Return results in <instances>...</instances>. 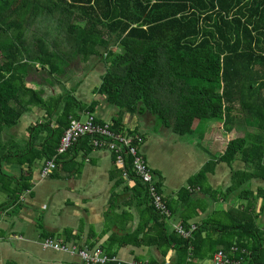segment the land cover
Here are the masks:
<instances>
[{
	"label": "trees",
	"instance_id": "obj_1",
	"mask_svg": "<svg viewBox=\"0 0 264 264\" xmlns=\"http://www.w3.org/2000/svg\"><path fill=\"white\" fill-rule=\"evenodd\" d=\"M96 57L104 61L105 70L92 93L117 108L107 122L114 133L138 134L137 130L124 131L126 112H149L153 128L164 126L180 137L192 134L195 119H220L229 130L237 115L259 130L260 134L243 133L230 139L220 157L207 161L188 179L190 188L202 187L205 173L218 161L229 163L238 157L254 167L233 172L227 194L263 168L264 0H0L1 159L6 156L3 134L32 107L43 110L46 121L30 126V132L48 129L51 120L55 127L49 128V139L40 144V150L29 144L17 154V161L29 166L37 159L54 157L70 120L78 119L80 113L93 114L98 105L96 99L80 102L73 94L75 86L45 97L43 85L38 89L26 85L24 77L30 67L38 65L44 72L42 81L55 83L69 73L75 60L89 71ZM138 135L142 140L143 135ZM250 136L256 141L250 142ZM93 139L82 137L73 146L97 149ZM112 157L120 179L125 172L133 182L131 199L144 204L150 215L138 223L134 243L146 241L137 239L138 233L144 237L146 229L151 235L147 243L180 244L191 248L190 259L194 260L201 231H194L188 239L173 231L167 234L164 217L148 201L146 186L135 176L130 156L125 157L123 166L116 165ZM6 175L0 169V185L11 179ZM18 181L11 194L28 187L26 178ZM156 183L161 192L159 180ZM188 193L186 188L180 189L177 199L184 202ZM249 195L242 190L238 196ZM114 199L109 200L110 212ZM252 204L249 199L245 211ZM250 224L252 217L242 213L238 231L212 241L210 254L235 248L233 258L240 264H254L261 243L257 228L245 232Z\"/></svg>",
	"mask_w": 264,
	"mask_h": 264
},
{
	"label": "crops",
	"instance_id": "obj_2",
	"mask_svg": "<svg viewBox=\"0 0 264 264\" xmlns=\"http://www.w3.org/2000/svg\"><path fill=\"white\" fill-rule=\"evenodd\" d=\"M34 67L39 69L38 65ZM85 78L75 83L65 79V76L55 83L47 84L42 78L38 83L33 81L32 86L25 83L34 89L43 85L45 97L75 86L74 96L82 103L96 99L98 105L93 115L102 122H108L117 108L108 104L104 97L93 94L94 85L86 90L89 82ZM85 114L80 113L78 119L85 118ZM21 119L19 124L3 134V155L6 156L5 159L0 158V169L7 174L6 178L11 179L0 185V264H83L77 256L43 248L42 241L47 237L82 248L99 247L122 261L211 264L214 253L211 255L209 252L210 243L222 235L237 232L242 213L252 217V225L245 232L259 230L257 236L261 246L256 249L258 257L253 263L264 264V160L261 163L263 168L256 170L258 175L228 194L225 192L231 185L233 172L254 168L238 157L229 163L218 161L211 171L205 173L202 187L190 188L188 185V179L207 161L221 156L230 139L243 133L260 134L251 124L246 125L240 115L231 122L229 130L220 119H195L192 134L179 139L173 138L176 134L171 129L160 127L153 130V118L149 112L143 115L126 112L122 117L124 131L137 130L143 135L139 152L152 170L155 183L159 180L163 199L172 208L167 206L168 217L162 215L166 233L173 231L182 237L175 231L176 225L184 228L194 225V231H201L194 260L190 259L191 248L185 249L180 244L158 246L147 243L151 235L146 233V229L144 237L142 233L137 236V239L146 241L134 243L138 223L150 218V215L145 211L144 204L131 199L133 182L128 176L122 175L120 179V175L116 174L118 167L113 164V154L109 150H89L85 144L72 146L58 158L56 168L47 176L40 173L43 160L37 159L31 166L18 162L17 154L27 149L29 144L40 150V144L49 139V128L55 127L51 120L48 129L41 128L36 133L29 131L30 126L46 121L43 110L35 106ZM249 139L250 142L256 141L252 136ZM171 149L179 150L178 159L170 157ZM155 152L168 153L167 161L160 162ZM23 178H26L28 187L21 193L11 194L15 191V182H21ZM182 188L189 191L184 202L177 199ZM242 190H247L250 195L247 198L238 196ZM112 197L115 199L110 212L108 207ZM249 199L253 204L245 211ZM235 250L230 248L224 253L235 259Z\"/></svg>",
	"mask_w": 264,
	"mask_h": 264
},
{
	"label": "built area",
	"instance_id": "obj_3",
	"mask_svg": "<svg viewBox=\"0 0 264 264\" xmlns=\"http://www.w3.org/2000/svg\"><path fill=\"white\" fill-rule=\"evenodd\" d=\"M85 136L95 137L92 144L99 149H107L114 156V162L118 166H123L125 157L131 158V167L135 176L146 186L149 200L156 211L164 217L169 216V210L163 199L162 193L159 192L154 174L143 155L139 152V144L141 138L138 134L128 136L127 134L114 133L109 129L107 122L98 123L92 113H86L84 120L71 119L68 127L62 133L56 148L55 156L51 159H45L40 166L42 176H47L56 166V157L66 153L78 140ZM134 141V142H133ZM136 141V142H135ZM123 176H128L123 173ZM195 230V226L191 225L184 228L181 225L175 226V231L182 237L188 238ZM43 248L57 250L68 253L80 258L83 264H167L154 263L147 261H122L116 255L107 254L99 247L82 248L72 244L61 243L53 238L47 237L42 241ZM234 250V248H232ZM211 264H240L238 260L230 258L222 250L215 252L211 259Z\"/></svg>",
	"mask_w": 264,
	"mask_h": 264
},
{
	"label": "rangeland",
	"instance_id": "obj_4",
	"mask_svg": "<svg viewBox=\"0 0 264 264\" xmlns=\"http://www.w3.org/2000/svg\"><path fill=\"white\" fill-rule=\"evenodd\" d=\"M114 50L117 51L118 49H114ZM110 61H111V59H108L107 63H109ZM92 63H93V65L91 66V68L88 71L84 67H82V65L80 63H77L75 60L70 67L69 73L65 75V79H68V81H70V82L72 81L73 83H75L76 81L83 80V78L86 77L85 79H87V81L89 82V87H87L85 89L89 91V89H91L93 85L94 86L98 85V83L100 82V79H101V73L104 72V70H105V63L102 59H99L98 57H96L92 61ZM43 73L44 72L42 70H40V68L37 69L34 66L30 67L28 74L25 75V77H24L26 83H28V85H31V86H32V83H34L33 81H36V83H38L41 80V78H42L41 75H43ZM69 85H70V83H69ZM21 118H20V120H22ZM83 119H84V116L81 117V120H83ZM19 123H20V121H19ZM161 127H164V126H161ZM202 127H204V125ZM165 128H167V127H165ZM152 129L157 130L158 128L157 129L152 128ZM168 129L170 131V128H168ZM199 131L202 132L203 130L200 128ZM173 138L179 139V138H184V137H180L179 135H175V136H173ZM154 154L157 155V159L160 162L167 161L166 157L168 156V153L167 154H165V153L158 154V152H155ZM170 157L172 159H178L180 157L179 150L178 149H176V150L171 149Z\"/></svg>",
	"mask_w": 264,
	"mask_h": 264
}]
</instances>
